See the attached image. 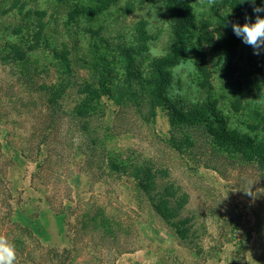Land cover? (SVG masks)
<instances>
[{
    "label": "trees",
    "instance_id": "trees-1",
    "mask_svg": "<svg viewBox=\"0 0 264 264\" xmlns=\"http://www.w3.org/2000/svg\"><path fill=\"white\" fill-rule=\"evenodd\" d=\"M91 1L84 4L77 0H0V68L12 72L9 81L20 83L26 98L39 101L38 115L42 123L50 125L49 131L58 119H72L90 132L91 120L97 115L104 117L107 102L130 110L146 126H154L161 111L168 124L165 142L185 160L189 170L214 171L239 195L250 196L249 191L254 188L264 189V101L260 95L250 101L246 99L247 86L240 79L238 63L242 41L234 35L230 24L224 34L210 18H197L193 0H160L166 14L167 40L163 54L150 56L151 42L156 40V35L149 33L146 20L138 21L131 33L115 29L113 34L108 31L109 24H105L112 8L118 7L119 13L126 15L134 12L135 5L129 2L121 5L122 0ZM218 4L217 10L225 13L226 22L242 25L246 16L254 19L253 8L264 7V0H254V3L220 0ZM263 13L259 15L264 17ZM190 42L199 57L197 86L207 92L194 99H172L167 95L171 70L179 65L182 52ZM206 48L220 54L219 77L230 87L231 98L225 114L212 95ZM256 90L261 94L260 86ZM69 97L70 105L66 102ZM244 110L249 113L242 123L244 131L229 127L228 117ZM1 129L0 126V147L6 146L15 156L30 161L33 151L24 147L29 145V139L16 140L13 136L7 139L8 134ZM103 141L102 135L95 134L90 140L93 151L96 145L104 148L100 146ZM136 152L126 148L107 153L106 179L132 186L135 196L147 201L153 216L174 237L194 245L197 231L194 218L187 211L189 195L169 178L166 169ZM0 155L6 163L4 153ZM46 162V157H40L36 164L38 174H46ZM5 163L0 167V180L5 177ZM30 181L35 191H44L43 202L49 206L50 200L42 185L35 179ZM3 195L7 199L6 193ZM51 208L60 220L67 218L69 222L72 254L67 257L64 250L45 247L40 240L43 232L36 225L31 229L17 225L13 229L4 224L0 235L15 246L14 264H114L109 253L116 256L129 252V249H116L113 242L119 235L118 226L104 209L80 211L78 208V213L67 216L60 206ZM0 214L2 220L8 218V213ZM10 215L31 219L23 208ZM83 231L91 234V239L98 232L109 241L107 246L89 243L83 249L88 257L81 260L77 258L82 251L78 235ZM102 252L106 255L96 258Z\"/></svg>",
    "mask_w": 264,
    "mask_h": 264
},
{
    "label": "rangeland",
    "instance_id": "rangeland-1",
    "mask_svg": "<svg viewBox=\"0 0 264 264\" xmlns=\"http://www.w3.org/2000/svg\"><path fill=\"white\" fill-rule=\"evenodd\" d=\"M77 1L92 3L91 0ZM219 1L193 0V10L197 18H210L226 34L228 24L225 13L217 10ZM124 2L135 5L134 12L121 15L118 7L112 8L105 18V24L110 26L108 31L114 34L115 29H121L122 32L128 30L131 33L138 21L146 20L149 33L156 35V40L151 42L150 56L163 54L167 33L166 14L161 1L122 0L121 5ZM263 52L254 55L250 46L243 42L240 45L239 76L247 86V101L258 95L264 101ZM205 54L212 77V95L218 99L219 108L225 114L231 96L230 87L219 77L221 56L211 48H206ZM198 61L196 49L191 47L190 42L182 52L179 65L171 70L172 80L167 89L169 97L194 99L207 92L200 91L197 86L200 77ZM80 73L83 76L85 74L84 70ZM12 77V72L0 68L1 131L8 134L7 139L12 136L16 140L29 139V145L24 147L33 151V160H23L6 146L0 147V154L4 153L6 161L0 155V167L2 163L6 164L3 171L5 177L0 180V212L8 213V218L3 220L0 214V231L4 224L13 229H17V225L28 226V229L36 225L43 232L40 240L45 247L64 250L65 256L69 257L73 244L67 226L69 222L67 218L60 220L50 206H60L67 216L78 213V208L80 211L97 208L104 209L118 226L119 235L113 242L117 245L116 249H129V252L116 256L109 253L114 264H264V189L254 188L252 192L249 191L250 196L239 195L229 182L222 180L214 171L204 168L197 172L189 170L185 160L165 142L168 124L161 111L158 112L155 125L146 126L139 123L130 110L107 102L104 117L97 115L91 120L90 132L84 131L72 119H58L50 132V125L40 121L36 108L39 101L26 98L20 83L9 81ZM257 86L261 87V94L256 90ZM71 100V97L66 99L68 105ZM248 115V110H244L229 116L228 126L244 131L242 123ZM97 133L104 137L103 145H100L104 148L96 145L93 151L90 140ZM46 134L47 138L44 139ZM33 135L35 138H32ZM126 148L134 149L143 158L152 159L159 168L166 169L169 178L189 195L187 211L194 218L197 231L194 245L189 246L174 237L160 219L153 216L147 201L135 196L132 186L106 179L107 153ZM40 157L47 158L46 174H38L36 169ZM30 179L42 185L49 197V206L43 202L44 191H35ZM3 192L7 199H4ZM9 194L11 197L8 198ZM19 208L26 211L30 221L11 217V212ZM34 212L36 217H33ZM90 237L87 231L79 233L82 251L77 258L84 260L88 257L87 251L83 249L89 243L107 246L109 241L98 232L93 234V239ZM104 255L103 252L96 254V258L101 259Z\"/></svg>",
    "mask_w": 264,
    "mask_h": 264
},
{
    "label": "clouds",
    "instance_id": "clouds-1",
    "mask_svg": "<svg viewBox=\"0 0 264 264\" xmlns=\"http://www.w3.org/2000/svg\"><path fill=\"white\" fill-rule=\"evenodd\" d=\"M254 3V0H251ZM264 12V7H254V19L245 17V23H233L228 21L234 35L253 49L254 55H260L264 51V17L259 13ZM226 24V26H227ZM16 261V250L5 236L0 235V264H14Z\"/></svg>",
    "mask_w": 264,
    "mask_h": 264
}]
</instances>
